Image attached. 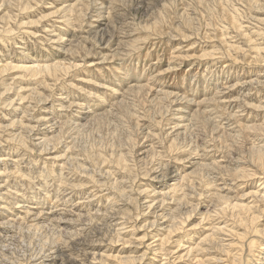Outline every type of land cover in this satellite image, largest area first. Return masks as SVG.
<instances>
[{
	"label": "rangeland",
	"instance_id": "rangeland-1",
	"mask_svg": "<svg viewBox=\"0 0 264 264\" xmlns=\"http://www.w3.org/2000/svg\"><path fill=\"white\" fill-rule=\"evenodd\" d=\"M263 129L264 0H0V264L148 262L166 224H150L149 187L181 199L173 264L176 245L206 233L205 209L231 222L218 195L264 191L250 153Z\"/></svg>",
	"mask_w": 264,
	"mask_h": 264
},
{
	"label": "bare ground",
	"instance_id": "bare-ground-1",
	"mask_svg": "<svg viewBox=\"0 0 264 264\" xmlns=\"http://www.w3.org/2000/svg\"><path fill=\"white\" fill-rule=\"evenodd\" d=\"M102 3V2H101ZM74 5V4H73ZM73 5H66V7H64L63 9H65V14L66 12H68L70 9L72 10ZM69 7V8H68ZM79 7V6H78ZM101 7V6H99ZM98 9V7H97ZM70 10V12H71ZM96 10V9H95ZM101 10V9H100ZM60 10H55L54 12H52L51 14H57V12ZM80 14V13H79ZM101 14V13H100ZM69 15V14H68ZM99 15V14H98ZM104 16V15H103ZM65 18V17H64ZM98 18V17H97ZM102 18V16H101ZM71 19V17H70ZM65 21H68L67 19ZM71 22V21H70ZM96 22L98 23V25L100 26L102 23L100 20H96ZM93 23V22H92ZM67 26V25H66ZM73 26V25H71ZM96 26V25H95ZM47 27V26H46ZM58 27V26H56ZM50 28V27H49ZM88 28V27H87ZM57 29V28H56ZM95 29V28H94ZM55 31V30H54ZM66 32V29H65ZM101 32V31H100ZM61 34V33H60ZM64 34V32H63ZM55 35V34H54ZM65 35V34H64ZM67 35V34H66ZM62 36V35H61ZM63 39V38H61ZM112 42V41H111ZM57 43V42H56ZM61 44V43H60ZM68 44V43H67ZM61 46V45H60ZM57 47V45H56ZM60 48V47H59ZM58 48V49H59ZM109 48V47H108ZM23 52V51H22ZM55 52V51H53ZM65 52V51H64ZM116 52V51H115ZM61 53H63L61 51ZM103 54V53H102ZM205 54V53H204ZM60 55V54H59ZM116 55V54H115ZM142 59V58H141ZM111 60V59H110ZM118 61V60H117ZM116 61V63H117ZM33 62V61H32ZM101 62V61H100ZM113 62V61H112ZM141 62V61H140ZM86 63V62H85ZM114 64L115 66L117 64ZM40 64V63H39ZM56 64V63H55ZM58 64V63H57ZM126 64V63H125ZM26 65V63H25ZM53 65V64H52ZM130 65V64H129ZM137 65V62H136ZM35 66V65H33ZM33 66H28V67H24L25 69L30 70L31 72H38L39 70H37L36 67ZM114 66V67H115ZM120 66V65H119ZM74 67V66H73ZM95 67V66H94ZM113 67V66H112ZM123 67V65H122ZM129 67V66H128ZM61 68V67H60ZM66 68V67H65ZM116 68V67H115ZM131 68V66H130ZM45 69L49 70L48 66H45ZM98 69V68H97ZM117 69V68H116ZM125 68H123L124 70ZM122 71V70H121ZM125 71V70H124ZM129 71V70H128ZM132 71V69H131ZM130 71V72H131ZM43 72V71H42ZM135 72V71H134ZM151 73V71H149ZM154 72V71H153ZM152 72V73H153ZM113 73V72H112ZM121 73V72H120ZM133 73V72H132ZM137 73V72H135ZM119 74V73H118ZM124 74V73H123ZM149 74V73H148ZM42 75V74H41ZM116 75V74H115ZM136 75V74H135ZM123 76V75H122ZM141 76V75H140ZM139 76V77H140ZM152 76V75H151ZM116 77H120V76H116ZM148 76H145V78ZM153 77V76H152ZM43 78V77H42ZM123 78V77H122ZM131 78V77H130ZM135 79V78H134ZM138 79V78H137ZM140 79V78H139ZM104 80V79H103ZM136 80V79H135ZM149 80V79H148ZM145 81H147V79H145ZM156 81V80H155ZM154 81V82H155ZM153 82V83H154ZM107 83V82H106ZM133 83V82H132ZM135 83V82H134ZM138 83V81H137ZM105 84V83H104ZM113 84V83H112ZM148 84V83H147ZM100 85V84H99ZM117 85V84H116ZM115 85V86H116ZM136 85V84H135ZM105 86V85H104ZM103 86V87H104ZM119 87V86H117ZM153 87V86H152ZM141 86H134L131 87V89L133 90H141ZM105 89V88H104ZM112 89V88H111ZM116 89V88H115ZM159 89V88H158ZM205 89V88H203ZM118 90V89H117ZM120 90V89H119ZM157 90V89H156ZM103 92V91H102ZM107 92V90H106ZM139 92V91H138ZM203 92V91H202ZM206 92V91H205ZM110 93V92H109ZM204 93V92H203ZM202 93V94H203ZM114 94V93H113ZM173 94V93H172ZM170 95V93L168 94ZM112 97V95H110ZM206 96V95H204ZM114 97V96H113ZM167 97V96H166ZM102 98V97H101ZM204 98V97H203ZM207 98V97H206ZM214 98V97H213ZM109 99V98H108ZM205 99V98H204ZM97 100V99H96ZM112 100V98H111ZM194 100V99H193ZM107 101V100H106ZM119 101V100H118ZM200 101V100H199ZM97 103V102H96ZM169 103V102H168ZM196 103V102H195ZM199 103V102H198ZM95 106V105H94ZM98 107V105L96 106ZM103 107V105H102ZM211 107V106H210ZM101 108V106H100ZM176 108V107H175ZM185 108V107H184ZM203 108V107H202ZM68 109V108H67ZM183 109V107H182ZM194 109V108H193ZM185 110V109H184ZM203 110V109H202ZM176 112L178 111L175 110ZM201 112V110H199ZM90 112V111H89ZM184 111H180V115L183 114ZM205 112V111H203ZM188 113V112H187ZM176 114V113H175ZM206 114V112H205ZM178 115V114H177ZM186 115V114H185ZM196 115V114H195ZM90 116V115H89ZM205 116V115H204ZM178 117V116H177ZM186 117V116H185ZM188 117V115H187ZM184 118L186 120V124H184V126L182 128L186 129L187 127V121L188 118ZM211 117V116H210ZM77 118V117H76ZM206 118V117H205ZM179 119V117H178ZM204 120V119H203ZM176 122V121H175ZM184 123V122H181ZM214 123V122H213ZM58 126V125H57ZM178 126V125H176ZM192 126V125H191ZM197 127V126H196ZM253 128V127H252ZM178 129V128H177ZM189 130V129H188ZM264 130V129H263ZM150 131V130H149ZM183 131V130H182ZM190 131V130H189ZM181 135V134H179ZM183 135V134H182ZM43 138V137H42ZM47 139V138H46ZM194 140V139H193ZM45 141V140H44ZM47 141V140H46ZM65 141V140H64ZM263 141V140H262ZM35 142V141H34ZM46 143V142H45ZM65 143V142H64ZM193 144V143H192ZM45 145V144H44ZM47 145V144H46ZM64 145V144H63ZM257 145V144H256ZM40 147V146H39ZM42 148V147H41ZM243 149V148H242ZM46 151V150H45ZM252 151V156L253 157L251 160H253V162H251L252 164H254L255 167V171L256 170H260L264 176V146H260V147H252V149L250 150V153ZM158 152V151H157ZM141 154V153H139ZM143 155V154H142ZM70 157V156H69ZM71 158V157H70ZM142 159V158H141ZM140 159V160H141ZM241 159V158H240ZM194 158H190L189 159V164L195 163ZM243 160V159H242ZM197 161V160H196ZM186 163V161H185ZM61 164V163H60ZM76 164V163H75ZM188 164V165H189ZM196 164V163H195ZM194 164V165H195ZM193 165V166H194ZM219 166V165H218ZM210 167V166H209ZM213 167V166H212ZM15 168V167H14ZM163 168V167H162ZM196 168V167H195ZM164 169V168H163ZM188 169V166H187ZM184 170V169H183ZM197 170V169H196ZM162 171V170H161ZM168 171V170H166ZM187 171V170H186ZM192 171V170H191ZM190 171V172H191ZM194 171V170H193ZM227 171V170H226ZM155 172V171H154ZM188 172V171H187ZM200 172V171H199ZM230 172V171H229ZM60 173V172H59ZM148 173V172H147ZM146 174V173H145ZM161 176L163 178H168L171 179L172 181H174L175 179H177L176 177H178V174L174 173L170 175L169 173H163L160 172ZM169 174V175H167ZM183 174V173H180ZM248 174V173H247ZM6 175V174H5ZM156 175V174H155ZM167 175V176H166ZM187 175V174H186ZM59 176V175H58ZM146 176V175H145ZM212 176V175H211ZM153 177V176H151ZM161 178V177H159ZM60 180V179H59ZM179 180V179H178ZM98 181V180H97ZM177 181V180H176ZM184 181V180H183ZM221 181V180H220ZM263 182V181H262ZM176 183V182H175ZM116 185V183H114ZM113 185V184H112ZM188 185H189V181H188ZM117 186V185H116ZM170 186V185H169ZM181 186V185H180ZM264 186V185H263ZM115 187V186H114ZM149 187V186H148ZM179 187V186H178ZM214 187V186H213ZM7 188V187H6ZM150 188V187H149ZM148 188V189H149ZM162 188V187H161ZM182 188V187H181ZM1 189V188H0ZM148 189H141V191L138 192V195H141L143 197L145 203L147 202H151L147 204L146 209H152L155 215V220H153L150 224L151 225H158V219L157 216L161 219H163V222H165L166 224H161L159 222L160 227H157V229H160V231L162 230L161 233H157L155 234V238L154 241H152L151 243H147V245L151 248H147V250L149 249L150 252L152 251V258L151 260H149L148 262H145L142 257L144 256L139 255L140 257H136V259L132 256H116L114 257L115 260H117V262H119V264H133L134 262H139V264H154L155 261H158L156 264H168L167 262L165 263V259H168V255L166 254V246L168 245V243H170L171 239H173L174 233L176 232V230L179 228V230L183 229L184 225L186 224L182 219H181V225H179L178 227L176 226L177 224L174 223V219L175 216H178L182 214L179 213L180 210V206H176L173 208V210L169 211L171 206H169L170 204H172L174 201L176 200H170L169 198V191H162V192H158V191H154L153 189L148 190ZM140 190V189H139ZM179 190V189H178ZM254 191V190H253ZM258 191V190H257ZM126 192V191H124ZM178 192V191H177ZM9 193V191H8ZM11 193V192H10ZM41 193V192H40ZM181 193V192H180ZM198 193V192H197ZM253 193V192H252ZM2 194V193H1ZM13 194V193H12ZM121 194V193H120ZM124 194V193H122ZM171 194V193H170ZM196 194V193H195ZM3 195V194H2ZM124 196V195H123ZM253 196H256V198L254 199L255 201L252 200V202H243L241 200H236V201H232L229 197H226L224 195H218L217 199L218 201L224 203V205L226 204V206L229 208L228 210H232V215L230 213V217H232L230 219V217H227V219L229 218L231 220L230 223H224V224H217V226H214V223H209V218H208V212L214 210V206L209 209H205V213H203V217L201 218V227L203 230H205V234L203 235L202 233V237L201 238H197L199 241L194 243V245L190 246V244L188 246H184V245H176L175 250L171 251L173 252V254L175 253V255L173 256V264H179L177 263L178 261L182 262V264H264V242L262 243H258L257 237L261 236L260 238L263 237L264 239V191H259L258 195L256 194V192H254ZM34 197V196H32ZM47 197V196H46ZM129 197V196H128ZM152 197H155L156 200L153 203L152 201ZM9 198V197H8ZM37 198V197H36ZM49 198V197H48ZM133 198V197H132ZM132 198H128L130 201ZM139 198V197H138ZM152 198V199H151ZM40 199V198H39ZM126 199V198H125ZM141 199V198H140ZM149 199V200H147ZM172 199V197H171ZM2 200V198H1ZM7 200V199H6ZM16 200V199H15ZM41 200V199H40ZM45 199H43L44 201ZM48 200V199H47ZM127 200V199H126ZM135 200V199H134ZM166 200H170L171 202H165ZM257 200V202H256ZM35 201V200H34ZM42 201V202H43ZM129 201V203H130ZM39 202V201H38ZM178 205H180L181 203V199L179 201H176ZM4 205L5 202H3ZM32 203V201H31ZM34 203V202H33ZM221 203V204H222ZM18 204V203H17ZM23 204V203H22ZM36 204V203H35ZM53 204V203H52ZM56 204V203H55ZM159 204V205H157ZM43 205V204H42ZM40 205V207L42 206ZM31 206V205H30ZM34 206V205H33ZM36 206V205H35ZM54 206V205H53ZM182 206V204H181ZM193 208H190V210L187 212V216L189 217V212H192V210H196L195 206L189 205ZM221 206V205H220ZM7 207V205H6ZM24 207V205H23ZM28 207V206H27ZM45 207V206H44ZM198 207V206H197ZM219 207V206H218ZM42 208V207H41ZM40 208V209H41ZM159 208V209H158ZM217 208V207H216ZM223 208V207H222ZM1 209V208H0ZM9 209V208H8ZM25 209V208H24ZM29 209V208H28ZM26 208V211L28 210ZM39 209V208H38ZM39 209V210H40ZM157 209V210H156ZM221 209V207H220ZM225 209V208H224ZM14 210V209H13ZM30 210V209H29ZM147 210V211H148ZM156 210V211H155ZM222 210V209H221ZM6 211V210H5ZM25 211V210H24ZM32 211V210H31ZM38 211V210H37ZM44 211V210H43ZM46 211V210H45ZM155 211V212H154ZM161 211V212H160ZM183 211V209H182ZM186 211V210H185ZM217 211V210H216ZM219 211V210H218ZM14 212V211H13ZM36 212V211H35ZM203 212V211H202ZM223 212V211H221ZM227 212V211H226ZM11 213V212H10ZM16 213V212H15ZM23 213V211H22ZM47 213V212H46ZM71 213V212H70ZM186 213V212H185ZM5 214V213H4ZM21 213H18V215ZM35 214V213H34ZM43 214V213H42ZM48 214V213H47ZM2 215V214H1ZM140 215V214H139ZM185 215V214H184ZM191 215V214H190ZM202 215V214H201ZM208 215V216H207ZM226 215V214H225ZM5 216V215H4ZM11 216V214H10ZM21 216V215H20ZM44 216V215H43ZM186 216V215H185ZM207 216V217H206ZM9 217V216H8ZM23 217V216H22ZM21 217V220H22ZM33 217V216H32ZM36 217L37 214H36ZM35 217V218H36ZM40 217V216H39ZM48 217V216H47ZM61 217V216H60ZM212 217V216H211ZM10 218V217H9ZM17 219H19L18 217H16ZM42 218V217H40ZM49 218V217H48ZM3 219V218H2ZM15 219V218H13ZM12 219V220H13ZM45 219V218H44ZM43 219V220H44ZM178 219V218H177ZM188 219V218H187ZM186 219V220H187ZM228 219V220H229ZM5 220V219H4ZM10 220V219H8ZM11 220V221H12ZM41 220V219H40ZM39 220V221H40ZM46 220V219H45ZM7 220H5L6 223ZM15 221V220H14ZM226 221V219H225ZM224 221V222H225ZM9 222V221H8ZM162 222V223H163ZM227 222V221H226ZM31 223V222H30ZM41 223V222H40ZM48 223V222H47ZM167 223H169L167 225ZM4 224V223H3ZM8 224V223H7ZM11 224V222H10ZM29 224V223H28ZM66 224V223H65ZM13 225V224H12ZM19 225V223H18ZM40 225V224H39ZM7 226V225H6ZM146 226V225H145ZM176 226V227H175ZM196 228L199 227L197 224H195ZM37 227V226H36ZM200 227V228H201ZM21 228V227H20ZM102 230V229H101ZM191 232V231H190ZM199 232V231H198ZM156 233V232H155ZM58 234V233H57ZM65 235V234H64ZM70 235V234H69ZM188 235V234H187ZM197 235V234H196ZM59 236V235H58ZM57 236V237H58ZM198 236V235H197ZM225 236H227L226 238H224ZM54 237V236H53ZM185 237V236H184ZM191 237V236H190ZM189 237V238H190ZM50 238V237H49ZM60 238V237H59ZM153 238V237H152ZM188 239V238H187ZM185 239V240H187ZM196 239V241H197ZM175 240V239H174ZM124 241V240H123ZM184 241V240H183ZM176 242V243H175ZM174 244H177L178 241H175ZM192 242V241H191ZM141 243V242H140ZM180 243V242H179ZM178 243V244H179ZM185 244V243H184ZM196 244V245H195ZM186 245V244H185ZM169 248V247H167ZM171 249V248H170ZM178 250V251H177ZM210 250H214V255H210V254H206L208 257H201L198 255L197 252H199V254L201 253H209V252H213ZM168 252V251H167ZM169 251V253H171ZM256 253V254H255ZM260 254H262V256H260ZM96 255V254H95ZM94 255V256H95ZM98 256V255H97ZM134 256V255H133ZM137 256V255H136ZM164 256L165 258L161 259L160 257ZM258 256V257H256ZM41 257V256H40ZM50 257V256H49ZM54 258V256H52ZM108 257V256H107ZM159 257V259L157 260L156 258ZM254 257H256L254 259ZM51 258V257H50ZM144 258V257H143ZM149 258V257H148ZM97 259V258H96ZM251 259H254L253 261ZM100 260V259H99ZM182 260V261H181ZM164 261V262H162ZM252 261V262H251ZM258 261V262H256ZM153 262V263H152ZM262 262V263H260ZM47 263V262H46ZM51 264V263H50Z\"/></svg>",
	"mask_w": 264,
	"mask_h": 264
}]
</instances>
